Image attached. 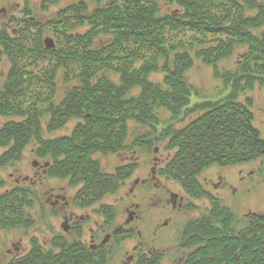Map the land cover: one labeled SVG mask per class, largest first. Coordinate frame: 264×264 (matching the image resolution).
<instances>
[{"label": "trees", "instance_id": "trees-1", "mask_svg": "<svg viewBox=\"0 0 264 264\" xmlns=\"http://www.w3.org/2000/svg\"><path fill=\"white\" fill-rule=\"evenodd\" d=\"M89 2L92 8L74 2L45 22L33 20L27 8L29 18L16 24L17 35L8 32L11 26L0 27V59L8 65L0 85V117L7 120L0 127L1 170L16 166L31 148L36 158L48 161L46 178L76 189L74 208L98 205V214L108 219L118 211L102 200L116 196L136 166H118L108 173L94 157L124 151L129 123L150 132L138 133L132 141L147 138L145 153L157 144L172 153L158 175L192 199L207 198L199 179L208 168L264 156L252 102L240 101L256 87L264 88V0ZM46 35L54 48L45 47ZM241 48L234 68H219L240 55ZM195 60L212 69L218 85L214 99L204 97L191 105V98L201 94L187 77ZM186 120L174 126V121ZM70 122L76 124L68 135L44 137ZM162 123L166 126L158 140L148 139ZM5 187L0 178V191ZM37 195L24 185L0 195V231L30 229V212L41 205ZM209 201L211 211L178 232L181 248L189 250L182 264H264V208L242 222L223 202L210 196ZM110 261L106 253L96 255L80 242L58 236L49 248L32 238L27 253L1 264ZM134 264L160 261L138 256Z\"/></svg>", "mask_w": 264, "mask_h": 264}, {"label": "rangeland", "instance_id": "rangeland-1", "mask_svg": "<svg viewBox=\"0 0 264 264\" xmlns=\"http://www.w3.org/2000/svg\"><path fill=\"white\" fill-rule=\"evenodd\" d=\"M41 1L42 0H0V27L11 26L8 32L17 35L16 29L18 28L15 27L17 26L16 24L24 25V21L29 18L24 15V10H28L27 8L32 12L33 20L45 22L51 20L60 9L66 8L74 2L84 1L88 4L89 8L93 7L89 0H60V2L56 4H53L52 0H44V3ZM109 2L110 1L104 2L101 7L106 6ZM42 5H44V7H42ZM85 30L86 29H81L79 32L83 33ZM46 39H51L53 41L50 35H46L45 40ZM101 42L106 43V40L103 39ZM238 51L241 53L240 55H235L230 60L223 61L219 64V68H234L238 58H240L244 52L242 48L238 49ZM7 70L8 65L5 59L1 58L0 85L2 84ZM187 77L189 83L196 87L201 93L199 98L194 96L191 98V105L201 102V98L204 97L205 99H214V89L218 83L213 80L211 68L205 67L199 60H195L194 67L189 71ZM154 78L161 79L160 76H155ZM245 98L250 99L252 102L251 111L254 115L253 125L259 131L261 138L264 139V88L259 89L256 87L252 92H248L245 97L241 98L240 101L243 102ZM160 117L166 118V115L162 114ZM187 121L188 120L183 122L174 121V126L177 128L181 127L187 123ZM6 122V119L0 117V127ZM75 124L76 122H70L60 131L52 134L44 133V137L46 139H54L59 136L68 135L75 127ZM165 126L164 123L157 125L156 130L153 131L154 133L148 137V139L158 140V136L160 135L159 132L162 131ZM128 131V139L125 141L127 147L124 151L114 155L94 157L95 160L99 161L104 171L108 173H112L114 168L118 166H125L128 164L136 166L135 172L125 183L121 191H119L116 196L104 198L101 202L106 205L115 206L117 209L118 213L116 216L118 218L116 222H114L115 227L119 226V224L124 225L123 221L125 217L123 218L122 216L124 213L123 205L125 203H132L133 200H135V203H142L140 199L142 191L137 189L132 196L128 194V190L131 188L133 182L135 180L147 178L152 170L158 172L161 168H164L172 155L171 152H167L164 147L159 144L151 146V151L145 153L144 151L147 149L145 148L146 146L143 145V142L147 138L141 139L134 144L132 141L138 133L140 136H145L149 135L150 132L147 131V129H141L133 123L128 124ZM2 153L3 149H0V156ZM47 163V160L36 158L32 149L28 148L24 152L23 160L20 163L6 170L0 169V178L6 182V187L0 191V195L11 189V187L13 188L14 185H24L32 187L41 201V205H37L35 209L30 212L34 222L32 227L26 230V232L23 231L24 229L10 230L8 232L0 231V264L4 260L12 257H19L27 253L32 238H35L38 243L45 248H49L51 241L59 235H63L68 240L72 241L74 237L68 232L71 230V224L76 220L74 219L76 216L77 221L83 218L90 226L93 224V221H97L99 224L103 221L101 217H94L95 214L90 210L87 212L74 211L69 207L70 199L74 195L76 189L69 188L67 182L46 178L44 170ZM158 176L161 177L160 175ZM166 180L161 177L163 184H166ZM199 182L203 189H205V193L208 195L207 198L192 199L188 196L190 199H184L179 212L176 210L171 212L170 203L169 205H165L164 201L158 203V197L153 198L156 205H152L148 209L146 208L147 206L140 207L137 210L133 208L132 211L135 214L136 220L132 221L128 226H125L127 231L132 233V238L127 239L126 241L128 242L125 241L122 245L123 247H119V249L112 254L109 264H126L129 256L132 254L133 247L138 245V243H141L143 246L147 243H151L149 246L153 247L155 244L159 245V242L164 240L166 235L169 236V243L172 240L176 241L178 232L182 227L180 224H182L184 220L190 222L211 211L209 196L223 202V204L236 215L237 219L242 222H245V220L252 215L256 216L263 212L264 156L254 161L233 167L208 168L200 175ZM176 185H170V188L174 191L182 189L178 184ZM154 192L153 190L150 194ZM134 195H136L135 199H133ZM124 197L125 199H123ZM162 205H165L166 213L173 219L172 222L167 223L168 227L159 226L160 222H154L155 219L158 218L157 215L161 214ZM41 206L42 208H40ZM184 206L186 207V211ZM97 207L95 206L94 208ZM145 208L146 211L143 212L142 210ZM119 213H121V217ZM141 214L145 218L144 221H141L139 218ZM88 215L91 216V218H88ZM168 215H165V218L168 217ZM65 228L68 230L66 233L63 231ZM85 229L86 232L83 236V240L88 244L90 241L88 229L86 227ZM238 229H241V226ZM110 230L112 229L110 228L109 231ZM138 234H140V236ZM172 250L173 249L168 251ZM177 261V258L174 261L173 259L167 258L162 264H177Z\"/></svg>", "mask_w": 264, "mask_h": 264}, {"label": "flooded vegetation", "instance_id": "flooded-vegetation-1", "mask_svg": "<svg viewBox=\"0 0 264 264\" xmlns=\"http://www.w3.org/2000/svg\"><path fill=\"white\" fill-rule=\"evenodd\" d=\"M48 166V163L46 164V168ZM45 168V169H46ZM45 171V170H44ZM46 174V171H45ZM164 179V178H163ZM166 180V179H164ZM169 183V184H167ZM175 186L173 182L167 181L166 184L161 181V177L158 176V172L152 170L151 174L142 180H135L131 186V188L128 190V194L132 196V194L138 189L142 191V194L140 196L141 202L142 203H135V200L132 201V203H125L123 205V216L121 213H119V216L125 217L123 223L124 225H120L115 227L114 222L117 220V216H110V218L106 219L103 215L98 214V208H88V209H78L74 208L71 205V200L69 202V207L72 208V210H77V211H91L94 215V217L102 218V223L99 224L97 221H93V224L91 226L87 224V221H84L83 218H80L77 221V216L74 218L76 219L74 222H72V226L70 227V231L68 233L71 234V236L74 237L72 241L68 240L65 236L61 235L64 237L67 241L70 243L73 242H80L82 246H86L91 252H94L96 255H99L101 253H106L109 256H112L114 252H116L119 247H123V243L127 239L132 238V233L127 231V228L125 226H128L132 221L136 220L135 214L132 211V209H138L142 208L144 206H147L146 208L148 209L152 205H156V202H154L153 198L158 197L157 202L161 203L162 201L165 202V205L171 204V212L180 211L184 199H190L188 195L185 194V192L182 189H178L174 191L171 186ZM177 186V185H176ZM144 189V191H143ZM155 191L154 193L150 194V192ZM73 197V196H72ZM136 198V195L133 196V199ZM125 199V197L123 198ZM165 205H162V210L161 214L157 215L158 218L155 219L154 222H160L159 226H165L168 227L167 223L172 222L173 219L166 213ZM146 208L143 209L142 211L145 212ZM186 207L184 206V209ZM150 210V209H149ZM148 210V211H149ZM186 211V209H185ZM89 213V212H88ZM117 215V214H116ZM165 215H168V217L165 218ZM88 218H91V216L88 215ZM140 220L144 221V217L142 214L140 215ZM162 218V219H161ZM175 220V218H174ZM187 220H184L180 226L183 227L184 224H186ZM185 222V223H184ZM121 223V222H120ZM177 223V222H174ZM86 225V226H85ZM93 225V227H92ZM85 227L88 229V235H89V242L88 244L85 243L83 240V236L85 234ZM112 229L109 231V229ZM64 233H66L68 230L65 228ZM140 236V234H138ZM60 236V235H59ZM102 236V237H101ZM58 237V236H57ZM101 237V239H100ZM169 236L166 235V238L159 242V245L155 244L153 247L149 246L151 243H147L144 246L141 243H138V245L134 246L132 249V254L129 256L126 264H134L137 261L138 256H145V257H150V258H156L157 260L160 261V264L164 263L165 259H173V261L177 258V264H182L183 261L185 260L187 254L189 253V250L186 248H181L180 244L178 243V238L175 241H168ZM128 242V241H126ZM151 247V248H149ZM172 251H168L171 250Z\"/></svg>", "mask_w": 264, "mask_h": 264}, {"label": "water", "instance_id": "water-1", "mask_svg": "<svg viewBox=\"0 0 264 264\" xmlns=\"http://www.w3.org/2000/svg\"><path fill=\"white\" fill-rule=\"evenodd\" d=\"M44 45L48 49L54 48V44H53V41L51 39L44 40Z\"/></svg>", "mask_w": 264, "mask_h": 264}]
</instances>
